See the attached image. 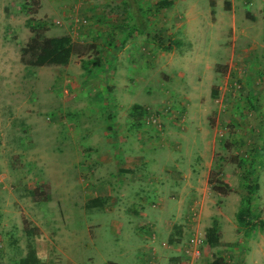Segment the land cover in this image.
Instances as JSON below:
<instances>
[{"label": "rangeland", "instance_id": "obj_1", "mask_svg": "<svg viewBox=\"0 0 264 264\" xmlns=\"http://www.w3.org/2000/svg\"><path fill=\"white\" fill-rule=\"evenodd\" d=\"M235 1L238 16L248 20L243 23L259 28L253 30L259 39L254 38L247 45L253 46L246 58L249 64L237 65L231 71L227 67L220 69L216 64L210 65L209 58L224 62L227 55L207 53L201 64L192 62L201 81L189 91L182 83L183 66L187 65L185 55L171 51L176 33L170 32V28L180 18L171 27L164 21L170 4L156 7V22L147 24V30L156 31L164 43L157 38V48L149 47V55L137 54L140 51L126 54L128 57L118 67L115 51L101 53L99 48L105 46L103 39L93 40L90 36L107 31L103 26L105 20L97 25L86 22L82 0H23L19 11L2 1L0 264H17L29 247L35 249L38 264H114L111 261L138 264L142 255H149L145 245L158 246V238L152 241L150 236H144L145 229L134 228L136 220L140 222L136 215L126 212L118 215L122 205L107 211L93 200L95 193L106 188V183H114L111 193L116 196L118 193L117 173L110 167L101 170L98 162L104 152L117 154L119 136L115 135L116 140L111 141L105 134L107 127L114 128L116 101L127 115L137 117V125L132 126L135 140L142 137L140 128L144 131L152 128L151 132L156 134L163 133L166 126L173 132L171 143L167 144L169 150L161 144L155 152L129 150L126 154L136 158L153 154L149 158L156 165L174 159L182 166L186 161L201 162L202 165L191 167L199 171L210 165L208 187L201 192V201L189 206L195 212L189 217L195 219L197 227L183 232L179 243L183 248L192 234L200 236V258L192 259L182 253L176 256L179 263L172 264H210L217 257L224 260L223 264H264V227L257 224L259 218L264 219V0ZM10 13L17 21H8ZM113 13L118 14L108 16L109 28L120 32L117 39L121 40L134 31L132 22L120 10ZM30 27L41 30L45 36L68 34L73 43L81 45L78 54L74 53L65 65L25 64L21 51L26 37L29 40L33 35ZM91 43L95 49L88 48ZM166 43L170 49L161 46ZM109 53L114 54L109 57ZM142 58L143 66L138 67L134 62ZM164 63L172 64L165 67ZM94 77L102 83L96 85ZM126 87L129 94L119 96ZM153 115L158 117L159 124L149 121ZM189 115L195 118L187 142L183 137L190 124ZM158 172H163L161 166L155 167L149 176H160ZM217 183L227 185L223 187L226 194L212 188ZM253 185L257 188L249 194L248 188ZM137 186L136 181L125 184L131 191ZM35 188L47 193L49 200L35 198L32 192ZM248 198L253 218L239 224L235 212L248 206ZM148 202L157 203V207L149 209L150 216H157L163 201L150 193ZM220 210L226 214L220 215ZM124 218L133 221L129 225ZM113 220L120 225H114ZM24 223L36 228L37 233L25 234ZM214 223L220 232V244L211 247L206 243L205 233ZM159 250L167 254L164 248Z\"/></svg>", "mask_w": 264, "mask_h": 264}, {"label": "crops", "instance_id": "obj_2", "mask_svg": "<svg viewBox=\"0 0 264 264\" xmlns=\"http://www.w3.org/2000/svg\"><path fill=\"white\" fill-rule=\"evenodd\" d=\"M2 1H6L7 4L18 8L21 6L23 0H0V5L4 4ZM81 4V11L85 14L86 22L90 25H97V22L105 20L103 26H106L105 28H107V31L104 29V31L92 33L90 36L93 40H96L98 37L103 39L101 42L105 46L99 48L101 53L105 54L107 51H115V54H117L118 67H120L119 64L124 62L128 57L126 54H136V51H140L137 54L144 53L149 55V47H152L154 50L157 48V38H160V36L156 31L147 30V24L149 22H156V7L170 4L168 7H171V9L168 11L169 14L165 16L164 21L165 23H169L171 27V23L180 18V20H178L179 22L170 28V32L176 33V39L173 41L175 47H173L171 51H180L185 55L184 60H187V65L183 66L184 72L182 74V83L189 88L187 91L194 90L201 81V76L195 67L192 66V62L193 65H195V63L201 64L203 56L207 55V53H213L215 55L222 53L227 55V59L224 62H219V60L215 62L210 57L209 63L210 65L216 64V67L224 70L227 67L228 71H231L236 69L237 65L249 64L246 58L250 55V50L253 46L250 47L247 45L252 43L254 38L259 39L258 35L253 33L255 28H259L253 24L243 23L248 22V20L242 15L238 16V3L235 0H207L206 3L201 0H82ZM16 10L19 11V8ZM115 10H120L130 19L132 22V30H134L127 35L125 34L121 40L117 39V36L121 35L120 32L114 29L112 31L109 28L111 26L109 24L111 20L108 16L112 14V18L116 17L118 13H113ZM10 11L15 12L12 8ZM244 16H246V13H244ZM7 19L9 22L16 20L12 13L8 15ZM127 30L131 29L128 27ZM27 41L28 39L26 37V43ZM120 41L121 43H119ZM160 42L164 43L161 39ZM89 45L94 49L96 48L92 43ZM161 46L168 47L169 49L171 48L169 43ZM111 54L113 55L114 53H109V57H112ZM198 54L202 56L197 57ZM155 58L156 56L153 58V61H156ZM142 60L143 58L140 59L139 62L134 63H136L138 67H142L144 62L141 63ZM91 62V64H93L95 61ZM171 64L168 63L167 65L166 63L164 66L169 67ZM217 65H224V67H219ZM98 66L100 67L101 65ZM118 71H121V69L119 68ZM219 73L221 74V72ZM175 75L176 73L174 71L173 76ZM211 77L212 76L209 75V78ZM96 79L97 78L94 77L96 85L102 83L101 79ZM124 86L125 83H122L121 87ZM127 90V87L121 89L118 95L129 94L130 91ZM192 98L195 99L196 96L193 95ZM117 103L119 104V102H115L116 114L114 115L115 119L113 121L114 128L107 127V132L105 133L106 129L104 131L105 134L110 136L109 140L111 141L116 140L114 137L115 135L119 136V141H117L118 148L116 149L117 151H115L117 154L113 152H104L99 156L98 162L101 163V170L110 167V170L117 173L116 179L119 184L118 193H116L117 196L111 193L114 191L112 190L114 189V187H112L114 183H106V188L103 187V189L99 190L100 192L98 191L95 193L93 200L97 199L98 202H94L103 206L107 211H112L111 209L113 206V208H115V205H122L123 208L120 209L118 215H122V212H126L129 215H136L138 219H140V222L136 220L134 228H139L141 230L145 229L144 232L147 234H144V236H150L152 241L158 238V246L145 245L149 250V255H142L138 264L179 263V258L176 256H182L183 253V248H181L179 244L181 240L180 235L185 231L197 227V223L194 221L195 219L192 218L191 220L189 217L191 210L189 206H192L190 203L195 205L201 201V192H204L208 187L207 177L210 171V165L207 170L200 169L199 171V169L194 170L191 167L202 165L203 163L201 162L188 163L189 161H186L184 166H182L174 159L172 162L169 161L170 163L166 161L156 165L155 160L149 158L153 154H149L145 157L141 155L137 158L135 155L126 154L129 150H131L130 153L137 150H142L144 152L145 150L150 151L152 149V151L155 152L163 145L167 147L168 142L171 143L169 139L173 138L171 137L173 132L171 133L169 129H166V126L164 127L165 130L163 133L156 134L151 132L152 128H149L147 131L140 128L139 133L142 137L138 136L139 140H135V136L132 135V126L134 124L137 125V123L133 115H127V112L125 110L122 111ZM194 118L195 117L192 115H189L187 118L190 124L188 123V130L185 131L183 137L187 142L189 137L188 134H191V132H189L192 127L191 122L194 123ZM31 127L30 125L29 128ZM106 143L109 144L108 141ZM180 145H182V142ZM185 147L187 148L188 146L185 144ZM166 150H169L168 147ZM157 166H161L163 171L162 173L158 172L160 176H149V173L155 171V167ZM170 166L174 167L171 169ZM134 181L139 183V186H137L136 190H128L125 184ZM150 193L157 195L160 201H163L157 216H150L149 214L150 208L157 207V203L152 202L150 204V202H148ZM89 200L90 199H86V201ZM118 201L120 204H117ZM219 214L225 215L226 212L220 210ZM226 219L231 221L229 217H224V220ZM126 220L127 218H124V221ZM219 220H222V218L220 217ZM131 221L133 220L129 218L126 223L130 225ZM112 222L114 225H120V222H116L115 220ZM219 224L222 226L221 222ZM139 235H143V233L139 231ZM163 237H165V239H162ZM160 248H164L167 254H162L159 250ZM123 252L125 253L126 251ZM138 252L141 254L142 248L141 250L139 249ZM215 259L216 258H214V260ZM111 262L117 264V262Z\"/></svg>", "mask_w": 264, "mask_h": 264}, {"label": "trees", "instance_id": "obj_3", "mask_svg": "<svg viewBox=\"0 0 264 264\" xmlns=\"http://www.w3.org/2000/svg\"><path fill=\"white\" fill-rule=\"evenodd\" d=\"M31 32L33 35L29 38L26 45L22 48L21 51V60L31 66H44V65H65L68 63L70 57L72 54L77 53L79 50V46L76 43H73L71 41V38L67 34L59 35V36H45L43 32L37 31L33 27H30ZM160 41V38L158 39ZM83 48H85L83 46ZM88 48L93 49V47L90 45ZM81 54V53H80ZM28 55V58L24 59V56ZM93 64H98L97 61L93 62ZM215 93V91H214ZM137 118V117H136ZM134 118V120L136 119ZM221 184V182H219ZM217 183V185H213V189L220 193V194H226L227 190H225L223 187L226 184L220 185ZM227 186V185H226ZM257 187L256 185H253L248 188L249 194L253 193V190H255ZM33 196L37 198L39 201L41 200H49V196L47 193L43 192L42 190H39L38 188H35L33 191ZM251 199H247V205L245 207L239 208L236 212V219L239 222V224H245L247 223L251 218H253V214L250 212L249 204ZM94 201L98 202L97 199H94ZM257 224L259 227H264V219H258ZM23 229L25 231V234H36L37 229L29 227L28 223H24ZM205 239L206 243L211 246L215 247L220 244V232L218 230V227L214 223L210 227L207 228L205 233ZM224 260L220 257H217L211 264H223ZM17 264H38V259L36 256L35 249L32 247L28 248L27 253L25 256L21 257Z\"/></svg>", "mask_w": 264, "mask_h": 264}, {"label": "built area", "instance_id": "obj_4", "mask_svg": "<svg viewBox=\"0 0 264 264\" xmlns=\"http://www.w3.org/2000/svg\"><path fill=\"white\" fill-rule=\"evenodd\" d=\"M149 118H150L149 119L150 122L159 124V119L157 116L153 115V116H150ZM190 214L192 216H194L193 214H195V212L192 211V209H191ZM201 243H202V238L200 236L192 234V236H190V238L183 245L184 255L190 256L192 259H198L200 257V254H201V252H200Z\"/></svg>", "mask_w": 264, "mask_h": 264}]
</instances>
